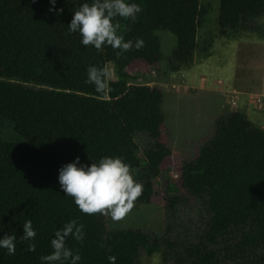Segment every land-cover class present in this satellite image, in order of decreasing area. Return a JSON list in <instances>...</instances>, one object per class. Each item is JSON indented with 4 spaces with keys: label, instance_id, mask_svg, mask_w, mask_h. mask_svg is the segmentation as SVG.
<instances>
[{
    "label": "trees",
    "instance_id": "1",
    "mask_svg": "<svg viewBox=\"0 0 264 264\" xmlns=\"http://www.w3.org/2000/svg\"><path fill=\"white\" fill-rule=\"evenodd\" d=\"M92 0H0V119L22 138L0 139V238L15 231V255L0 248V264H44L51 240L64 224H84V240L67 238L79 252L77 264H139L142 251L152 254L178 245L140 229H109L100 214L82 213L59 183V170L77 157L90 166L106 156H121L133 170L149 204L172 149L165 135L164 92L136 83L129 68L149 70L166 62L171 71L190 68L198 51L207 57L211 37L200 44L199 30L209 9L202 0H128L143 11L135 23L117 17L121 34L144 47L117 57L105 45L99 52L69 34L74 12ZM54 11H49L50 8ZM64 11L59 13L58 10ZM264 0H220V36L240 38L260 28ZM159 30L176 36L170 56L162 51ZM113 65L107 95L87 81L90 65ZM33 84V86L27 85ZM145 133L150 144L139 156L136 137ZM79 166V165H78ZM169 182L164 209L173 216L184 192L200 199L207 211L202 234L174 250L173 264H264V128L247 115L232 112L218 118L212 137L186 160ZM181 191L170 194V190ZM31 219L36 236L21 241L23 223ZM36 245L28 251L29 244ZM101 243L105 247H100ZM70 264V261L65 262Z\"/></svg>",
    "mask_w": 264,
    "mask_h": 264
},
{
    "label": "rangeland",
    "instance_id": "2",
    "mask_svg": "<svg viewBox=\"0 0 264 264\" xmlns=\"http://www.w3.org/2000/svg\"><path fill=\"white\" fill-rule=\"evenodd\" d=\"M202 2L209 12L205 25L199 30L201 46L213 38L207 57L198 51L193 65L180 71H171L166 62L150 70L142 64L129 68L137 77L136 83L158 86L163 90L165 135L173 153L166 162V170L160 174L152 201L149 204L135 202L133 210L120 222L104 216L106 225L109 229H140L178 244L173 248L164 246L152 254L142 251L137 259L139 264H173L174 250L197 240L202 234L208 216L200 199L184 192L173 216L168 215L163 203L169 182L175 183L172 178L179 175L183 163L192 159L201 143L212 137L216 120L236 111L264 128V18L256 22V26H260L258 31L252 30L236 39L220 36V0ZM157 34L163 54L170 56L176 45V36L166 30H159ZM109 68L111 78L114 76L113 65L110 64ZM0 139L22 140L12 124L3 119H0ZM136 140L139 156L143 158V151L151 138L140 133ZM140 169L133 170L138 181ZM169 192L180 194L181 191Z\"/></svg>",
    "mask_w": 264,
    "mask_h": 264
},
{
    "label": "clouds",
    "instance_id": "3",
    "mask_svg": "<svg viewBox=\"0 0 264 264\" xmlns=\"http://www.w3.org/2000/svg\"><path fill=\"white\" fill-rule=\"evenodd\" d=\"M35 2V0H33ZM52 5L56 0H51ZM50 8L49 11H54ZM63 8L58 10L59 13ZM143 9L140 4L130 3L128 0H92L91 3H83L74 12L69 25V34L78 32L82 37V44L94 46L99 52L104 51L105 45L118 49L116 56L135 47L139 50L144 47V40L138 38L135 43L125 40L122 25L117 17L130 20L135 23L138 14ZM111 70L107 64L104 66L90 65L87 69L86 83L95 86L98 93L107 95L109 90V77ZM79 165V166H78ZM59 183L63 192L74 198L79 210L87 215L100 214L110 217L115 222L124 220L133 210L135 202L143 194V183L135 178L130 164L121 156H106L90 166L80 164V158L62 166L59 170ZM24 232L21 241L33 240L36 230L31 219L23 223ZM84 224L72 219L55 232L51 240L53 251L51 254L41 256L44 264H77L81 259L79 252L73 253L66 246L67 238L73 237L76 241L84 240ZM17 235L15 231L0 238V248L7 249L8 255H15ZM36 245L29 244L28 251H34ZM100 247H105L101 243ZM111 264H115L116 257H108Z\"/></svg>",
    "mask_w": 264,
    "mask_h": 264
}]
</instances>
